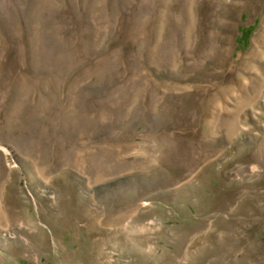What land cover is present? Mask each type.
Masks as SVG:
<instances>
[{"label":"rangeland","instance_id":"rangeland-1","mask_svg":"<svg viewBox=\"0 0 264 264\" xmlns=\"http://www.w3.org/2000/svg\"><path fill=\"white\" fill-rule=\"evenodd\" d=\"M0 264H264V0H0Z\"/></svg>","mask_w":264,"mask_h":264}]
</instances>
